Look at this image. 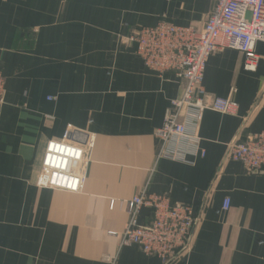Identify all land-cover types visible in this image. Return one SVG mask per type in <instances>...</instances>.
I'll use <instances>...</instances> for the list:
<instances>
[{
    "label": "crops",
    "instance_id": "0c3cea01",
    "mask_svg": "<svg viewBox=\"0 0 264 264\" xmlns=\"http://www.w3.org/2000/svg\"><path fill=\"white\" fill-rule=\"evenodd\" d=\"M216 2L0 0V264H162L120 243L127 202L142 191L200 217L189 250L171 264H264V173L225 159L245 120L244 134L264 129V42L254 71L237 50L208 58L206 102L229 97L237 110L207 109L197 123L191 114L197 144L165 145L155 132L184 84L148 69L125 42L163 18L199 28ZM67 125L80 131L76 140L94 136L85 182L78 192L38 187L46 144ZM150 218L142 207L138 222Z\"/></svg>",
    "mask_w": 264,
    "mask_h": 264
},
{
    "label": "built area",
    "instance_id": "2783aa9c",
    "mask_svg": "<svg viewBox=\"0 0 264 264\" xmlns=\"http://www.w3.org/2000/svg\"><path fill=\"white\" fill-rule=\"evenodd\" d=\"M125 42L134 44L135 53L148 69L160 76L173 73L184 84L181 96L173 99L166 110L163 124L155 132L156 138L163 145L176 140L197 144V136L187 129L189 115L193 114L197 123L207 109L221 114H234L237 110V104L229 97L206 102L202 85L206 62L218 50L228 48L243 54L245 70L256 69L259 56L255 46L264 42V0H217L199 28L176 25L163 18L155 26H141L132 31ZM4 103L5 81L0 73V108ZM245 121L227 144L225 159L240 162L250 174H263L264 129L244 134ZM77 131L80 132L67 125L62 138L47 142L36 181L38 187L81 190L94 136L85 134L84 140H76ZM127 203L129 218L120 236L121 244L137 245L162 264L175 262L189 250L200 218L191 205L173 203L167 195L145 191ZM142 207L151 210V218L139 223L137 216ZM228 207L229 200L225 199L222 208Z\"/></svg>",
    "mask_w": 264,
    "mask_h": 264
}]
</instances>
